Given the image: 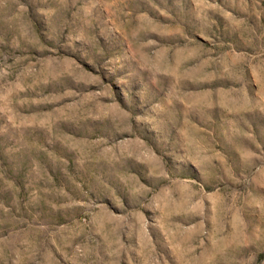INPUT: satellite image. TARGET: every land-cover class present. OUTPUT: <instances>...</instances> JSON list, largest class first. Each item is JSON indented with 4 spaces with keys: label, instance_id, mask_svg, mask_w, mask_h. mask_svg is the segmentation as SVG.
Segmentation results:
<instances>
[{
    "label": "rangeland",
    "instance_id": "rangeland-1",
    "mask_svg": "<svg viewBox=\"0 0 264 264\" xmlns=\"http://www.w3.org/2000/svg\"><path fill=\"white\" fill-rule=\"evenodd\" d=\"M0 264H264V0H0Z\"/></svg>",
    "mask_w": 264,
    "mask_h": 264
}]
</instances>
